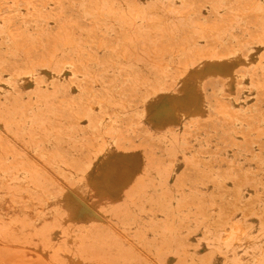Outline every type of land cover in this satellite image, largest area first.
Returning a JSON list of instances; mask_svg holds the SVG:
<instances>
[{
	"label": "rangeland",
	"instance_id": "1",
	"mask_svg": "<svg viewBox=\"0 0 264 264\" xmlns=\"http://www.w3.org/2000/svg\"><path fill=\"white\" fill-rule=\"evenodd\" d=\"M0 264H264V0H0Z\"/></svg>",
	"mask_w": 264,
	"mask_h": 264
}]
</instances>
